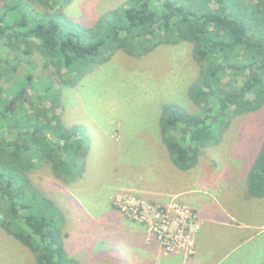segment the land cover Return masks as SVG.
Returning <instances> with one entry per match:
<instances>
[{
	"label": "rangeland",
	"instance_id": "374dc122",
	"mask_svg": "<svg viewBox=\"0 0 264 264\" xmlns=\"http://www.w3.org/2000/svg\"><path fill=\"white\" fill-rule=\"evenodd\" d=\"M123 1L72 0L62 10L91 25ZM30 4L35 11L51 10L43 1ZM14 53L19 62L12 81L31 85L25 93L29 100L53 81L60 91L55 111L61 122L88 139L73 180L57 177L48 164L28 172L33 186L62 212L70 256L80 264H146L145 240L156 243L161 253L190 259L201 229L203 253L212 250L210 264H261L264 197L246 193V176L264 139V105L231 118L220 141L204 147L188 170L171 162L160 139L163 103L199 111L187 94L200 71L192 43L162 44L140 57L116 51L72 86L59 83L65 70L36 49L22 55L0 43V59ZM6 86L0 78L3 95ZM0 264H36L30 249L2 227Z\"/></svg>",
	"mask_w": 264,
	"mask_h": 264
},
{
	"label": "trees",
	"instance_id": "16d2710c",
	"mask_svg": "<svg viewBox=\"0 0 264 264\" xmlns=\"http://www.w3.org/2000/svg\"><path fill=\"white\" fill-rule=\"evenodd\" d=\"M34 1L51 10L35 11ZM71 1L0 0V43L22 55L36 49L65 70L59 83L68 86L116 51L140 57L162 44L192 43L200 71L187 94L199 111L166 102L158 116L161 142L177 168L194 167L231 118L264 105V0H124L91 25L65 15ZM17 62V53L0 59L7 82L6 95L0 92V227L30 249L36 264H80L65 249L62 212L28 172L48 164L57 177L73 180L88 139L61 122L53 81L35 99L26 97L31 85L12 81ZM246 193L264 197V139L248 169Z\"/></svg>",
	"mask_w": 264,
	"mask_h": 264
},
{
	"label": "crops",
	"instance_id": "0c3cea01",
	"mask_svg": "<svg viewBox=\"0 0 264 264\" xmlns=\"http://www.w3.org/2000/svg\"><path fill=\"white\" fill-rule=\"evenodd\" d=\"M190 198H191L192 203L196 201L195 197L190 196ZM215 223L223 224L222 221H218ZM224 224L227 225L225 222ZM201 228H202V225H201ZM202 240H203V234L200 229V231L197 233L195 237L196 252L190 259H186L184 258V256L181 257V255H178V254L166 255L164 253H161L159 246L156 243L152 242L151 244H147V243L145 244V240H143L142 247H144L146 251L150 252L145 262L146 264H210L213 261L211 258L213 255L212 250L208 249L207 254L205 255L202 251V246H201Z\"/></svg>",
	"mask_w": 264,
	"mask_h": 264
}]
</instances>
